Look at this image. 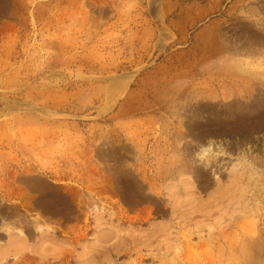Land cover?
Here are the masks:
<instances>
[{
    "label": "rangeland",
    "instance_id": "1",
    "mask_svg": "<svg viewBox=\"0 0 264 264\" xmlns=\"http://www.w3.org/2000/svg\"><path fill=\"white\" fill-rule=\"evenodd\" d=\"M225 188L264 264V0H0V264H197L173 205ZM122 216L182 226L111 254Z\"/></svg>",
    "mask_w": 264,
    "mask_h": 264
},
{
    "label": "bare ground",
    "instance_id": "2",
    "mask_svg": "<svg viewBox=\"0 0 264 264\" xmlns=\"http://www.w3.org/2000/svg\"><path fill=\"white\" fill-rule=\"evenodd\" d=\"M251 105H252V103H251ZM233 107V106H232ZM246 107V106H245ZM230 108V107H229ZM238 108V107H237ZM249 108V107H248ZM239 109V108H238ZM252 108H250V110H251ZM254 109V108H253ZM252 109V110H253ZM256 109V108H255ZM233 110V109H232ZM231 110V111H232ZM260 110V109H259ZM236 111H238V110H236ZM240 111V110H239ZM261 111V110H260ZM259 113V112H258ZM249 115H250V113H248ZM257 114V113H256ZM227 115H229V114H227ZM253 115V114H252ZM228 117V116H227ZM208 149H210V145L209 146H207V147H205V148H203L202 149V152L201 153H205V151H207ZM254 174V173H253ZM240 175H242V174H239V176ZM251 175V174H250ZM255 175V174H254ZM243 176V175H242ZM249 176V175H248ZM252 176V175H251ZM251 176H249V178L251 177ZM233 177H235V176H233ZM245 177V176H244ZM218 178V177H217ZM237 179H238V177H236ZM240 178V177H239ZM255 178V177H254ZM232 179H234V178H232ZM236 179V180H237ZM242 179H244V178H242ZM256 179V178H255ZM235 180V181H236ZM240 180V179H239ZM245 180V179H244ZM234 181V182H235ZM243 181V180H242ZM246 181V180H245ZM233 182V183H234ZM229 183H231V185L233 184L231 181H229ZM235 183H237V182H235ZM244 183H246V182H244ZM255 183V182H254ZM241 184H242V182H241ZM223 185V184H222ZM227 185V184H226ZM225 185V186H226ZM234 185V184H233ZM236 185V184H235ZM237 185H240V184H237ZM242 185H244V184H242ZM228 186V185H227ZM245 186H246V184H245ZM255 186H256V184H255ZM221 187V186H220ZM224 187V186H223ZM223 187H221V188H223ZM235 187V186H234ZM234 187L233 188H230L231 190L232 189H234ZM241 187V186H240ZM242 187H244V186H242ZM238 186H236V190L234 191V190H232V193H233V191L234 192H236L238 189ZM230 189H226L225 188V191L226 192H223L221 189H217L215 192H213V193H211V194H208L207 195V198L205 199V200H201L200 198H192L191 196V200L189 199V200H187L184 204H182L183 206V208L182 207H180L179 205H177V202H176V204L175 205H173L174 207H173V215L174 216H176L178 219H180V221L182 220V224H187L188 225V223H190V224H192L193 225V227H192V231H190L191 232V234H197V233H200L201 232V230L200 229H203L204 227H205V222L206 221H208L207 222V225H208V223L209 224H212L213 226V228L210 230H207V233H206V235H207V240L204 242L203 240H202V238H201V236H200V238L201 239H199V244H200V246H205V252H206V255H204L205 257L204 258H198L197 259V264H233V260H234V251L235 250H239L240 249V247H241V249H243V248H245V247H249L250 246V244H252L251 243V241L254 239V238H256V236H257V232L255 231V229L256 228H254V224L253 223H250L248 220H243L242 222H241V224H239L238 225V223L236 224V222H235V216L233 215V212H234V210H233V212H232V206H231V198L232 199H234L235 197H237L236 196V193H235V197H231L230 196V194L232 195V193H230L229 194V190ZM243 189V188H242ZM241 189V190H242ZM244 189H245V187H244ZM183 190V192L185 193V194H187V195H193L194 194V189L191 187V188H183L182 189ZM243 191V190H242ZM240 192V191H239ZM245 192H247V191H245L244 190V192H242V193H239V194H241V197H243L242 196V194L243 193H245ZM234 194V193H233ZM238 195V194H237ZM231 197V198H230ZM168 199V198H167ZM166 199V200H167ZM193 199V200H192ZM238 199H239V197H238ZM237 199V200H238ZM236 199H234V201H235ZM243 200V199H242ZM241 200V201H242ZM244 202V201H243ZM169 203V202H168ZM234 203V202H233ZM246 203V202H245ZM243 204V203H242ZM233 205V204H232ZM245 206V205H244ZM257 207H259V206H257ZM172 208V207H171ZM246 208H248V207H245V209ZM172 211V210H171ZM110 215L112 216V214L110 213ZM110 215H108L109 217H110ZM120 215V214H119ZM97 216V215H96ZM108 217V218H109ZM94 218V217H93ZM96 218V217H95ZM94 218V219H95ZM98 218V217H97ZM114 218V217H113ZM103 219V218H102ZM144 219V218H143ZM172 219H173V217H172ZM237 219H239V218H237ZM236 219V220H237ZM97 220V219H96ZM99 220V219H98ZM105 219H103L102 220V222L104 221ZM108 220V219H107ZM112 220V219H111ZM116 220V219H115ZM121 221V223L124 225V223L127 225V230H125L124 231V233L123 234H120V232H121V230H122V228H124V227H122L120 224H116V225H114L113 227H115V226H117V225H120L121 226V230L120 231H117L116 230V228L117 229H119L118 228V226L114 229L115 231H104L105 230V226H104V229H100V227H102V225H104V224H101L100 225V223L97 221V222H95L96 223V228L98 229V230H101L100 232H99V234L98 233H96L95 235H96V237L98 238H100V239H102V241L103 240H106V239H108V238H110V235H112V234H114V235H116V238H115V242H113V243H111L112 241L111 240H109L108 239V241H110V243L111 244H109L108 245V247H104L106 250H109V252L108 253H110L111 252V254H112V252H116V253H119V252H123V255H125V254H129V253H132V252H135L136 254H137V256H138V258H141L140 256H142V254L140 255H138V253H139V251H140V248H146V249H149V248H151V246L152 245H158V244H161L162 242L164 243V241H165V239L166 238H169V236L171 235V234H173V233H178L177 231L179 230V229H181V226H182V224H180V223H173V222H171V223H166V224H164V222H163V224L162 225H159V226H157V227H153V225L152 226H150V224H149V229H147V230H143V231H141L142 230V228L140 227H138L139 229H137V227L136 228H133V226L136 224H138L139 223V219L138 218H126V219H124L123 218V216L122 217H120L119 219H118V221ZM250 220V219H249ZM93 221H95V220H93ZM101 221V220H100ZM117 221V220H116ZM115 221V223H117ZM148 221V220H147ZM238 221V220H237ZM240 221H241V219H240ZM246 221V222H245ZM252 221H254L253 219H252ZM111 222H113V220L111 221ZM110 221H109V223L110 224H112ZM144 222V221H143ZM169 222V221H168ZM106 224L108 223L107 221L105 222ZM108 223V225L110 226V224ZM119 223V222H118ZM145 223V222H144ZM240 223V222H239ZM105 224V225H106ZM114 224V223H113ZM147 224V223H146ZM161 224V223H160ZM246 224V225H245ZM251 224V225H250ZM106 226L107 228L106 229H108V227L109 226ZM154 225H157V224H154ZM94 226V225H93ZM92 226V227H93ZM185 226V225H184ZM204 226V227H203ZM248 226H249V229H248ZM91 227V228H92ZM203 227V228H202ZM95 228V227H94ZM112 228V227H111ZM146 228H148V227H146ZM206 228V227H205ZM93 229V228H92ZM110 229V228H109ZM141 229V230H140ZM170 229V230H169ZM190 229H191V227H190ZM206 229H208V228H206ZM205 229V230H206ZM94 230L95 229H93V232H94ZM200 230V232H198ZM96 231V230H95ZM181 231V230H180ZM203 231V230H202ZM97 232V231H96ZM114 232V233H113ZM122 232H123V230H122ZM264 232V231H263ZM181 233V232H180ZM97 235H99V236H97ZM188 235V234H187ZM198 235V234H197ZM80 236V235H79ZM79 236H77V237H79ZM163 238H161V237ZM177 236V235H176ZM189 236V238H190V235H188ZM199 236H198V238H199ZM160 237V238H159ZM174 237V236H173ZM203 237V236H202ZM206 237V236H205ZM204 237V238H205ZM10 238H12L11 239V244H12V241L14 240L13 239V237H10ZM112 238H113V235H112ZM165 238V239H164ZM79 239H80V237H79ZM82 239H83V237H82ZM100 239H98L99 241H100ZM111 239V238H110ZM183 239H184V242L185 241H187L188 239H187V236H185V237H183ZM95 240H96V238H95ZM94 240V241H95ZM97 240V242H99ZM205 240V239H204ZM81 241V240H80ZM79 241V242H80ZM93 241V242H94ZM101 241V242H102ZM189 241V240H188ZM78 242V243H79ZM92 242V243H93ZM96 241H95V243H97ZM101 242H99V243H101ZM107 242V241H106ZM155 242H156V244H155ZM167 242V241H166ZM165 242V243H166ZM168 242H169V240H168ZM208 242V243H207ZM15 243V242H14ZM91 243V242H90ZM103 244H104V242H102ZM101 243V244H102ZM154 243V244H153ZM9 244V243H8ZM11 244H10V246H11ZM76 245H78L77 244V242L75 243ZM98 244V243H97ZM107 244V243H106ZM170 243H168V245H169ZM185 244V243H184ZM206 244V245H205ZM84 245V244H83ZM82 245V247H87V246H83ZM93 245H96V244H94L93 243ZM93 245H89L88 246V248H85V249H87V251L89 250V247H90V249H91V246H93ZM100 245V244H99ZM164 245V244H163ZM9 246V245H8ZM14 246V245H13ZM13 246H11V248L13 247ZM106 246V245H105ZM166 246V248L168 247L167 245H165ZM170 246V245H169ZM15 247V246H14ZM95 247V246H94ZM97 247V246H96ZM102 246H100V248H101ZM153 247V246H152ZM156 247H158V246H156ZM161 246L159 245V248H160ZM253 247V246H252ZM11 248H10V250H11ZM17 248V247H16ZM84 248L81 250V251H84ZM98 248V247H97ZM165 248V247H164ZM13 249V248H12ZM15 249V248H14ZM160 249H162V248H160ZM71 250V249H70ZM72 250H73V248H72ZM71 250V251H72ZM95 251L97 250V249H94ZM155 250H156V248H155ZM164 250V249H163ZM187 250V249H186ZM12 251H14V250H12ZM81 252V253H79V254H82V255H79L78 257H79V259L81 260V257L80 256H83V254L85 255V253H88V252ZM102 251V250H101ZM105 251V250H104ZM146 251V250H145ZM148 251V250H147ZM146 251V252H147ZM151 251V250H150ZM167 251H168V249H167ZM19 252V251H18ZM70 252V251H69ZM68 252V253H69ZM73 252H74V250H73ZM192 252V251H191ZM95 253V252H94ZM93 253V254H94ZM106 253H107V251H106ZM106 253H104L105 254V256H106ZM116 253H115V255H116ZM141 253V252H140ZM142 253H143V250H142ZM153 253H154V251H153ZM153 253H152V255H153ZM66 254V253H65ZM70 254V253H69ZM101 254H103V253H101ZM103 254V255H104ZM114 254V253H113ZM122 254V253H121ZM145 254V253H144ZM148 254V253H147ZM150 254V253H149ZM164 254V253H163ZM165 254H167V253H165ZM184 254H186V253H184ZM188 254H190V251H189V249H188ZM192 254H193V252H192ZM71 255V254H70ZM73 255V254H72ZM72 255H71V257H72ZM90 255V254H89ZM89 255H88V257H89ZM91 255H92V253H91ZM97 255V254H96ZM99 255H100V253H99ZM102 255V256H103ZM119 255V254H118ZM159 255H160V253H159ZM162 255V254H161ZM128 256V255H127ZM136 256V255H135ZM147 256V255H146ZM145 256V257H146ZM163 256V255H162ZM186 256V255H185ZM55 257V256H54ZM65 257V256H64ZM84 258H85V256H83ZM94 258H95V256H93ZM97 257V256H96ZM113 257H114V255H113ZM118 257V256H117ZM130 257H131V255H130ZM143 257H144V255H143ZM145 257L144 258H142V259H144L145 260ZM150 256H148V258H149ZM156 257V256H155ZM161 257V256H160ZM190 257V256H189ZM197 257V256H196ZM73 258V257H72ZM87 258V257H86ZM85 258V259H86ZM102 258H104V257H102ZM106 258V257H105ZM147 258V257H146ZM164 258V257H163ZM165 258H166V256H165ZM191 258V257H190ZM59 259V258H58ZM62 259V258H61ZM79 259H76V260H79ZM84 259V260H85ZM88 259V258H87ZM86 259V260H87ZM96 259V258H95ZM94 259V260H95ZM108 259V258H107ZM127 259H128V257H127ZM132 259V258H131ZM136 258H134V260H135ZM175 259V258H174ZM186 259V257H184V260ZM189 259V258H188ZM244 257H242V259H241V261L240 262H242V264H243V262H245L246 261V259H245V261H244ZM75 260V259H74ZM75 260V262L76 263H78L79 264V261L77 262ZM83 260V259H82ZM83 260V261H84ZM134 260H132V261H134ZM140 260V259H139ZM149 260V259H148ZM159 260V259H158ZM176 260V259H175ZM183 260V261H184ZM191 260V259H190ZM239 260V259H238ZM59 261V260H58ZM62 261V260H61ZM70 261H71V259H70ZM89 260H87V262H88ZM99 261V260H98ZM131 261V262H132ZM142 261V260H141ZM153 261V260H152ZM160 261V260H159ZM164 261V260H163ZM162 261V262H163ZM169 261V260H168ZM186 261H188V260H186ZM56 262H57V259H56ZM60 262V261H59ZM73 262V261H72ZM87 262H84V263H87ZM93 263H94V261H92ZM95 262H96V260H95ZM128 262V261H127ZM130 262V261H129ZM166 262V261H165ZM171 262H172V260H171ZM177 262V264H183V262H182V260H181V262H180V260H179V258H178V261H176ZM191 262V261H190ZM189 262V264H191ZM58 263V262H57ZM56 263V264H57ZM64 263V262H63ZM69 263V262H68ZM97 264L99 263V262H96ZM101 263H102V259H101ZM106 263H108V261H106ZM109 263H111V262H109ZM126 263V262H125ZM124 263V264H125ZM134 263V262H133ZM138 263V262H137ZM160 263V262H159ZM175 263V262H174ZM173 263V264H174ZM192 263H194V262H192ZM75 264V263H74ZM80 264H81V262H80ZM88 264H90V262L88 263ZM95 264V263H94ZM102 264H104V263H102ZM115 264V263H114ZM121 264V263H120ZM129 264V263H128ZM131 264V263H130ZM169 264H170V262H169ZM246 264V263H245Z\"/></svg>",
    "mask_w": 264,
    "mask_h": 264
},
{
    "label": "crops",
    "instance_id": "3",
    "mask_svg": "<svg viewBox=\"0 0 264 264\" xmlns=\"http://www.w3.org/2000/svg\"><path fill=\"white\" fill-rule=\"evenodd\" d=\"M251 38H252V33H250V40H251ZM253 38H254V37H253ZM253 38H252V39H253ZM251 43H253V41H252ZM253 73H255V72H253Z\"/></svg>",
    "mask_w": 264,
    "mask_h": 264
}]
</instances>
